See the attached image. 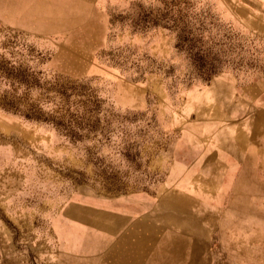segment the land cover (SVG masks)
<instances>
[{"label": "rangeland", "instance_id": "obj_1", "mask_svg": "<svg viewBox=\"0 0 264 264\" xmlns=\"http://www.w3.org/2000/svg\"><path fill=\"white\" fill-rule=\"evenodd\" d=\"M40 1L0 0L9 18L56 32L0 25V264H56L53 220L79 198L143 193L175 207L171 164L238 129L226 87L229 101L264 85V0ZM260 163L203 185L250 215L245 264H264ZM204 252L201 264L242 263L213 230Z\"/></svg>", "mask_w": 264, "mask_h": 264}, {"label": "crops", "instance_id": "obj_2", "mask_svg": "<svg viewBox=\"0 0 264 264\" xmlns=\"http://www.w3.org/2000/svg\"><path fill=\"white\" fill-rule=\"evenodd\" d=\"M14 1L24 11L45 3ZM7 11H0V25L42 36L56 33H39L30 27L35 21L9 18ZM226 88L229 92L226 89L222 97L229 106L227 112L239 120L238 129L231 135L228 130L220 131L223 143L219 140L215 147L194 149L199 154L191 162L171 164L168 182L177 189L167 194L175 199L176 206L168 207L162 202L164 198L151 200L143 193L104 199L85 197L81 200L84 205L78 204L79 198L53 220L56 264H201L211 230L217 232L224 256L225 248L238 249L241 264H245L247 254L241 245L243 238L250 236L246 234L251 230L250 215L241 216L238 209L221 206L222 190L210 193L203 185L214 175L221 178L228 168L242 161L264 162V85L250 87L247 97L232 91L229 101L231 88ZM258 166L264 167V163ZM215 185L221 187L220 181Z\"/></svg>", "mask_w": 264, "mask_h": 264}, {"label": "bare ground", "instance_id": "obj_3", "mask_svg": "<svg viewBox=\"0 0 264 264\" xmlns=\"http://www.w3.org/2000/svg\"><path fill=\"white\" fill-rule=\"evenodd\" d=\"M54 12H55V11H53V13H54ZM56 14H58V10H57V13H55V15H56ZM66 14H67V13H66ZM53 16H54V15H53ZM56 16H57V15H56ZM58 16H59V15H58ZM66 16H67V15H66ZM145 247H147V246H145Z\"/></svg>", "mask_w": 264, "mask_h": 264}]
</instances>
